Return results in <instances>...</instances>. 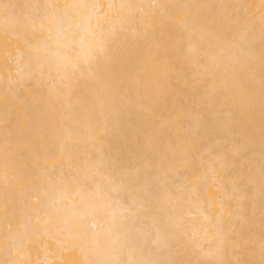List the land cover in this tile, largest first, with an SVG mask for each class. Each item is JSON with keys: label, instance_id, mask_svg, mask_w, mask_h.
Returning a JSON list of instances; mask_svg holds the SVG:
<instances>
[{"label": "bare ground", "instance_id": "bare-ground-1", "mask_svg": "<svg viewBox=\"0 0 264 264\" xmlns=\"http://www.w3.org/2000/svg\"><path fill=\"white\" fill-rule=\"evenodd\" d=\"M0 264H264V0H0Z\"/></svg>", "mask_w": 264, "mask_h": 264}]
</instances>
